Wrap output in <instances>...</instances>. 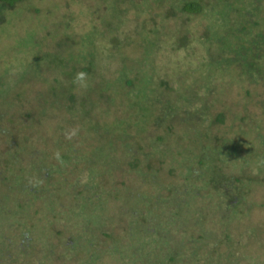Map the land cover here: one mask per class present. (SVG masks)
<instances>
[{
  "label": "trees",
  "instance_id": "16d2710c",
  "mask_svg": "<svg viewBox=\"0 0 264 264\" xmlns=\"http://www.w3.org/2000/svg\"><path fill=\"white\" fill-rule=\"evenodd\" d=\"M25 1L0 0V41L3 40L6 26L11 23L12 18L18 17L16 23L18 30L15 32L18 38L14 54L18 55L28 49L34 57V62L24 67L23 72L5 76L6 80L0 78V125L8 117L7 112L2 109L6 105L13 107L12 105L18 104L24 93L32 90L28 81L31 74L38 75L47 70L60 71H57L59 77L54 78L47 93L45 92L50 100L46 95L44 98L38 97L42 103L47 104V108L52 109L53 122L58 124V128L54 129L53 133L55 148L63 150L60 159L67 163L75 159L84 161L86 169L95 177V191L92 186L88 195L84 197V200L90 203L89 213L105 219V211L108 209L101 204L106 205L113 198L115 200L126 198V200L134 199L131 200L132 214L139 210L145 211L140 221L148 217L154 218L159 216L156 213L162 214L156 212V209L162 211V206L167 205L168 202L165 200L166 195L169 196L168 191L173 192L179 186L182 194H187L188 201L192 200L190 196L201 200L203 196L207 197L210 191L214 193L213 195H217L218 190H228L229 187V193L234 195L236 202L232 207L228 202V210L226 207L223 210L231 212L232 209V213L237 216L243 213L244 208H241L240 204L243 203L245 192L240 184L244 181L245 184L251 181L264 182L263 155L257 160L260 174H251L246 170L240 175L226 174L229 165L235 166L239 146L232 144L231 140L226 141L219 134L220 125L234 122L231 120V107L225 105L219 107L218 104L221 101V94L229 91L227 89L229 82L226 80L228 76H233L239 88H243L245 95L250 97V103L254 105L259 103L252 95H256L259 89L264 91V18L260 17L264 11V7L261 6L264 5V0H152L151 2L144 0L150 8L157 7L160 12H150L149 18L136 22L138 25L134 30L125 29L121 34L118 33V29L127 22L124 14L126 8L115 0L107 6L110 8V15H103V18L96 17L102 25L98 27L94 23V18L90 17V22L85 26L79 39L74 38L69 31L75 22L73 17L55 16L60 6H56L57 9L51 11L45 10L46 13L34 7L33 11L43 17L35 16L27 19L21 16L27 12L26 8L29 9L31 3L22 5ZM120 1L129 7L138 4L135 0ZM22 6H26L25 9ZM105 10L107 11V8ZM16 14L19 15L14 16ZM156 15H161L166 21L175 19L181 21L172 38L168 37L172 40L167 44L171 51L184 49L189 52L197 48L203 49V58L196 66L193 64L185 68L183 66L185 64L180 63L172 69V76L164 74L157 78L152 76L151 71L146 78L135 73V69L142 64L145 65L146 62L155 65L154 53L157 47L159 48V42L157 40L156 43L148 38L145 34L147 31L145 26L150 23L156 24ZM35 18H41L42 21L36 22ZM194 19L207 21V24L202 29L191 27L190 24V28H187L188 23L193 22ZM24 22H28V25ZM22 24L25 26L21 27ZM149 32L157 35L158 27L154 25ZM158 37L160 41V35ZM99 39H106L109 47L116 49L117 52H121L123 48L132 50L138 45L141 48V55L136 60L129 56L131 65L122 63L119 70L111 72L108 66L104 67L101 63L102 56L97 43ZM161 43L166 45L165 40ZM48 44L51 48L54 46V50L50 51V54L39 55L38 51H41L42 46ZM194 44L196 46H192ZM65 48L67 51L63 56L61 52ZM1 53L4 54L3 51ZM61 76L67 83L74 79L79 83L67 87ZM76 87H79L80 91H75ZM259 97L255 96L256 99H261ZM188 103L197 104L190 109ZM235 104L237 105V101ZM246 105L247 103L237 107L233 115L239 118V121H244L253 113ZM44 110L46 109H43V112ZM29 115L32 118L33 113ZM261 128L263 131V124L259 128L256 127L257 130ZM74 131L80 137L79 141L71 139ZM11 135L12 132L7 127H0V139L4 138V142L8 143L7 151L10 154L0 159L5 161L4 171L0 170V184L2 182V186L9 188L7 194L14 192L12 188L16 186L19 195L20 191L28 187L36 189L41 194L48 189L47 195H53L56 199L65 195L69 180L62 179V176L57 177L55 174L51 175L45 163L47 156L45 150L33 149L20 158L23 152L19 153V157L16 156L14 147L19 150L18 142L12 141ZM49 137L52 139L50 135ZM42 138L43 136L39 139V144ZM187 140L188 144H186ZM39 144L35 145L39 147ZM199 145L200 147L197 148ZM258 150L260 149H256L257 154ZM175 163L179 165L177 168ZM183 167L186 170L183 181L174 183L175 180L172 179L178 172H182ZM176 169L179 170L176 172ZM116 170H119L118 174L132 180L141 179V187L135 190L136 194L133 191L131 194L112 192L107 188L106 180L110 179L108 176ZM35 173L38 175L32 182L29 176H34ZM43 178L46 179L47 184L37 190ZM196 179L203 180V184L198 185L197 188L194 186ZM142 186L147 189H143ZM78 193L85 195L83 190ZM74 195L72 194L73 198ZM103 195L104 198H101ZM214 205L219 211L221 205L215 202ZM81 206L84 207V203ZM22 207L19 205V208ZM90 228L91 226H84V232ZM96 231L90 230L92 237L95 238L96 248L99 246L98 243L103 247H99L95 254L88 256L89 262L101 255H107L115 256L121 264L122 262L143 264L141 261L149 240L142 239L141 236L133 239L134 233L116 238L108 232L102 233L106 237L103 240L98 237ZM24 239L27 243L30 242L28 236ZM86 240L89 241V238ZM92 241L90 244L93 243ZM229 241L231 238L228 231L220 233L213 251L208 252V261L196 260L195 264H216L217 262H212V259L219 261L223 257L217 252L218 245ZM166 242L169 243V240ZM147 252L156 251L147 250ZM185 255L183 252L175 251L170 253L168 260L180 262L186 259ZM153 261L152 257L147 258V264Z\"/></svg>",
  "mask_w": 264,
  "mask_h": 264
},
{
  "label": "rangeland",
  "instance_id": "374dc122",
  "mask_svg": "<svg viewBox=\"0 0 264 264\" xmlns=\"http://www.w3.org/2000/svg\"><path fill=\"white\" fill-rule=\"evenodd\" d=\"M114 1L26 0L22 5H27L29 2L31 3L30 8H26L27 12H24L21 17L25 16L27 19H32L35 16L43 17V15L33 11L34 7L40 8L41 12L46 13L44 12L45 10L51 11L57 9L56 6H60L55 16L73 17L75 22H73L74 25L69 31L74 35V38L79 39L85 26L90 22V17L94 18V23L98 27L102 25L96 17L99 18L101 16L103 18V15H110V8L107 6L110 5L109 3H114ZM117 1L123 8H126L124 14L127 19L126 23L120 25L119 34L125 32V29L134 30L138 25L136 22L149 18L150 12H160L156 9L157 7L150 8L144 0H135L138 4L130 7L120 0ZM151 1L149 0V2ZM261 6L264 7V5ZM22 7L25 9L26 6ZM105 8H107V11ZM17 15L19 14L14 16ZM260 17L264 18V11ZM155 18L156 24H146L145 28L147 31L145 34L149 39L156 41V43L157 40L159 42V48L157 47L154 53L156 66L146 62L145 65L142 64L141 67L135 69V73L137 72L139 76L146 78L151 71V73L153 72L152 76L157 78L159 75L162 77L164 74L172 76V69L176 68L174 66L180 63H184L185 65L183 66L185 68L191 67L193 64L196 66L200 59L203 58V49L197 48L189 52L184 49L171 51L170 47L167 46L168 42H172L168 37L172 38L173 32L177 31L181 21L178 19L166 21L161 15H156ZM17 19L18 17L12 18L11 23L6 26L3 40L0 41V78H4V80H6L5 76L23 72L24 67L34 62V57H32L28 49L18 55L14 54L18 38V36H15V32L18 30L16 28ZM35 21L41 22L42 20L41 18H35ZM24 23L28 25V22ZM25 24H22L21 27L25 26ZM189 24L191 27L196 26L197 29H202L207 24V21L203 22L202 20L194 19L193 22L188 23L187 28H190ZM154 25L158 27L159 32L157 35L149 32ZM159 35L161 37L160 41ZM164 40L166 45L161 43ZM97 43L102 56L100 59L101 63L104 67L108 66L111 72L119 70L118 68L122 63L127 66L131 65L128 59L129 56L136 60L141 55V48L138 45H135L132 50L123 48L121 52H117L116 49L109 47L106 39H99ZM192 46H196V44ZM53 50L54 46L51 48L48 44L42 46L38 54L43 56L46 53L50 54V51ZM2 51L5 55L1 53ZM66 51L67 49L65 48L61 52L63 56ZM57 71L47 70L38 75L31 74L28 81H30L29 85L32 90L24 93L25 95L21 97L18 104L12 105L13 107L6 105L2 109L7 112L8 117H6L7 120L3 121L0 127H7L12 132L11 140L18 142L17 147L19 150L14 147L16 156L19 157L21 151L23 154L20 155V158L29 154L33 149L45 150L47 153L45 163L51 175L62 176V179L67 178L69 184L67 189H65V195L56 199L53 195H47L48 189L43 191L44 194H41L31 187L20 191L19 195V190L15 189L16 186H14L12 188L14 192H10V195H8L6 191L9 188L2 186L1 182L0 264H121L120 260L116 259L115 256L110 257L107 255H101L99 258H95L94 261H88L89 255L98 251L99 247H103L102 244L98 243L99 246L96 248L95 238L90 233V230L96 231L97 228L98 237L103 240L106 239L104 234H102L103 232H108L116 238L118 236L124 237L128 233H134L133 239L142 237V239L149 240L147 243L148 247L144 250L142 257L141 262L143 264H147L148 257H152L154 260L148 264H195L196 260L208 261V252L213 251V246L217 243V237L220 233L227 231L230 234L231 241L218 245L217 252L223 257L219 261L212 259V262H217L216 264H264V182L262 180L256 183L251 181L248 184H245L246 181H244L240 184L244 188L245 194L244 198H242L243 203L240 204L244 210L238 216L232 213V209H230L231 212L223 210L224 207L228 210V202L231 203V207L236 202L234 195L229 193V187L227 188L228 190H218L217 195H213L214 193L210 191L209 195L207 197L203 196L201 200L190 196L192 200L188 201L187 194H182L181 186L177 187L173 192L168 191L169 196L165 194L167 197L165 201L168 203L162 206V211L158 208L156 209V212L162 214L156 213L159 216L154 218L148 217L140 221L139 219H142L145 211L141 212L139 210V212L132 214V201L134 199H131V201L126 200V198L122 200L113 198L106 205L101 204L109 211H105V219H102L99 215L89 213L88 206L90 203L84 200V197L88 195V191H90L92 186L94 190L95 177L86 169L84 161L81 162L75 159L67 163L60 159V154L63 150L55 148V136L53 133V130L58 128V124L56 125L53 122L52 109L47 108V104L42 103L39 98L41 96L44 98L50 83L54 82L55 77H59L58 72L60 71ZM234 74L235 72L233 71ZM59 75L62 74L59 73ZM63 78L62 81L67 84V87L79 83L76 79L67 83ZM77 79L82 80L80 77H77ZM226 80L229 82L227 87L229 91L221 94V101L218 106L231 107V120L234 123H227L224 126L220 125L218 131H220L219 134L226 141L231 140L232 144L239 146V154L236 157L235 166L229 165L231 169L227 168L226 174L240 175L244 172L243 170L251 172V174H258L259 162L257 160L262 155L264 160V129L263 131L262 128L257 130L256 127L259 128L262 124L264 126V91L259 89L256 95H252L259 102L254 105L250 103V97L245 95L243 88H239V84L235 82L233 76H228ZM74 90L80 91V88L76 87ZM38 92L42 94H37ZM239 94L241 95L239 96ZM255 96L257 98L260 96L259 98L261 99H256ZM47 98L50 100L48 96ZM236 101L237 105H234ZM246 103L248 109L252 110L253 113L251 115L248 114V118L244 121H239L240 119L233 115L238 109L237 107ZM196 104L188 103V106L192 109ZM43 109L46 110L43 112ZM29 113H33L32 118ZM5 124L8 126H5ZM49 135L52 139H50ZM41 136L43 138L39 144L38 141ZM71 139L79 141L80 137L74 131ZM4 141V138L0 139V159H3L2 156L4 155L10 156L7 151L8 143ZM35 144H39V147ZM186 144H188V140ZM199 147L200 145L197 146V148ZM256 149H260L258 154ZM4 163V160L0 161V170L2 172L4 171ZM175 166L177 168L179 165L175 163ZM179 169L175 171L177 172ZM118 173L119 170H116L108 176L110 179L106 180V183L108 182L107 188L112 190V192L119 191L131 194L133 191L136 194L135 190H139L141 187V179L132 180ZM38 174L41 178L40 173ZM38 174L35 173L34 176H29L32 182L35 181V177ZM185 175L186 170L183 167L182 172H178L172 180H175L174 183H180ZM260 178H262V175H260ZM203 180L196 179L195 188L203 184ZM46 184V179L43 178L37 190ZM112 185H115V187ZM142 188L147 189L145 186H142ZM82 190L85 191V195H78V192ZM155 190L154 188L153 191ZM72 194H75L74 198ZM101 198H104V195ZM82 202L84 207L81 206ZM214 202L221 205L219 211L214 208ZM19 205L23 207L19 208ZM145 209L147 210V205ZM150 218L152 220H149ZM84 226H91V228L89 230L86 229V232H84ZM27 231L29 233H26ZM25 236L30 239L29 243L24 239ZM87 238H89V241L86 240ZM91 240H93V243L90 244ZM166 240H169V243ZM147 250L156 252L148 253ZM175 251L185 253L186 259L180 260V262H176L177 260L169 261L170 253ZM161 260L165 261L162 262Z\"/></svg>",
  "mask_w": 264,
  "mask_h": 264
},
{
  "label": "clouds",
  "instance_id": "9594fccd",
  "mask_svg": "<svg viewBox=\"0 0 264 264\" xmlns=\"http://www.w3.org/2000/svg\"><path fill=\"white\" fill-rule=\"evenodd\" d=\"M80 75L82 76L83 74L81 73Z\"/></svg>",
  "mask_w": 264,
  "mask_h": 264
}]
</instances>
